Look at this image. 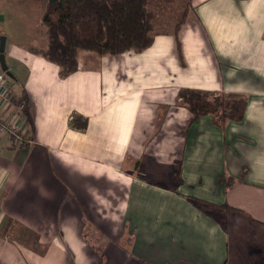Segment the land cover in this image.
Listing matches in <instances>:
<instances>
[{
    "label": "crops",
    "instance_id": "1",
    "mask_svg": "<svg viewBox=\"0 0 264 264\" xmlns=\"http://www.w3.org/2000/svg\"><path fill=\"white\" fill-rule=\"evenodd\" d=\"M180 11L177 33L180 16L154 11L148 48L80 50L65 77L31 45L5 44L0 117L27 141L0 130V264H103L107 249V264H264V0ZM186 88L247 95L244 116L191 121Z\"/></svg>",
    "mask_w": 264,
    "mask_h": 264
},
{
    "label": "trees",
    "instance_id": "2",
    "mask_svg": "<svg viewBox=\"0 0 264 264\" xmlns=\"http://www.w3.org/2000/svg\"><path fill=\"white\" fill-rule=\"evenodd\" d=\"M1 1V0H0ZM155 0H47L42 15L47 45L28 48L60 67L65 77L80 67V50L100 55L120 54L128 50L143 51L154 39ZM186 12L177 19L175 31L181 26ZM177 33V31H176ZM182 104L191 111V121L212 114L214 122L224 127L229 120H240L248 103L247 95H228L211 91L183 89L179 92ZM73 115L72 121L82 128L86 121ZM178 172L177 181H182ZM194 202L215 213L245 214L230 205L216 206L194 198ZM43 253V250H39Z\"/></svg>",
    "mask_w": 264,
    "mask_h": 264
},
{
    "label": "rangeland",
    "instance_id": "3",
    "mask_svg": "<svg viewBox=\"0 0 264 264\" xmlns=\"http://www.w3.org/2000/svg\"><path fill=\"white\" fill-rule=\"evenodd\" d=\"M184 0H155L151 7L154 9L157 16L156 20L162 19V15L170 21L180 16L179 12ZM47 0H1L0 1V39L2 36L6 38L7 45L13 40L15 42L26 43L39 47L47 45V35L45 26L42 23V15L45 9ZM167 5V7H166ZM169 5V6H168ZM166 7V8H165ZM162 14V15H161ZM160 15V16H158ZM82 50L81 53H83ZM9 53V47L5 48V59ZM23 240L27 244L41 248L46 244H40L36 240V236L23 235ZM91 242L95 243L101 240V245H104L106 239L110 237H86ZM104 249V247H101ZM118 248V247H117ZM42 249V248H41ZM110 252V249H107ZM122 251V250H121ZM109 252H107L109 254ZM107 253L98 252L101 255L103 264H107ZM124 254L121 255L124 262ZM122 262V261H121Z\"/></svg>",
    "mask_w": 264,
    "mask_h": 264
},
{
    "label": "built area",
    "instance_id": "4",
    "mask_svg": "<svg viewBox=\"0 0 264 264\" xmlns=\"http://www.w3.org/2000/svg\"><path fill=\"white\" fill-rule=\"evenodd\" d=\"M12 95V85L9 81L8 75L4 70L0 69V99L9 102L12 99ZM22 107L23 105H20V108ZM0 130L6 131L17 143L22 144L27 141L17 125L8 123L2 117H0Z\"/></svg>",
    "mask_w": 264,
    "mask_h": 264
},
{
    "label": "water",
    "instance_id": "5",
    "mask_svg": "<svg viewBox=\"0 0 264 264\" xmlns=\"http://www.w3.org/2000/svg\"><path fill=\"white\" fill-rule=\"evenodd\" d=\"M6 38L4 36L0 39V65L2 70L10 74V71L8 70V66L5 59V41Z\"/></svg>",
    "mask_w": 264,
    "mask_h": 264
}]
</instances>
